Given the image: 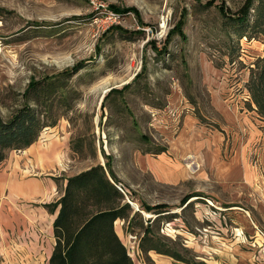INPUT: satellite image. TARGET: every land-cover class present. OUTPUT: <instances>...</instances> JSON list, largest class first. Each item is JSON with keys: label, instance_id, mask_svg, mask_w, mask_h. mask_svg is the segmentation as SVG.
Listing matches in <instances>:
<instances>
[{"label": "rangeland", "instance_id": "374dc122", "mask_svg": "<svg viewBox=\"0 0 264 264\" xmlns=\"http://www.w3.org/2000/svg\"><path fill=\"white\" fill-rule=\"evenodd\" d=\"M93 2L0 0V116L24 103L30 81L52 82L35 106L48 125L33 143L63 155L48 176L101 166L115 177L122 197L110 206L128 209L111 227L133 264H148L138 247L146 228L185 258L241 264L242 221L261 229L264 210V120L244 89L264 37L237 38L223 17L244 0Z\"/></svg>", "mask_w": 264, "mask_h": 264}, {"label": "trees", "instance_id": "16d2710c", "mask_svg": "<svg viewBox=\"0 0 264 264\" xmlns=\"http://www.w3.org/2000/svg\"><path fill=\"white\" fill-rule=\"evenodd\" d=\"M114 10L118 15L127 12L136 14L132 8ZM223 13V17L228 21V27L236 33L237 38L246 35L248 38L257 35L264 37V0H244L237 11ZM176 33L181 34L178 28ZM165 49L166 44L162 43L154 52L158 56ZM81 67L83 63L77 68H71L69 75ZM244 89L247 94L245 100L247 108L264 120V54L248 69ZM53 90L51 81L44 87H39L37 81H30L23 92L24 103L8 118L3 119L0 116V162L8 151L28 147L36 140L41 128L48 125L40 118L41 112L35 106L46 103ZM108 174L110 179L106 177L101 166L89 167L67 178L63 194L57 200L42 204L50 213L58 206L52 221L55 243L47 264H133L124 246L112 231L113 219L123 216L121 211L128 209V204L124 203L115 208L110 206L118 197V189L115 177L110 172ZM96 198H101L110 207L98 209L93 206L101 203ZM153 211L160 216L163 210ZM135 215L134 212L130 219V231H133V225L138 224L133 223ZM149 233L146 228L138 242L139 252L143 253L146 263L151 264L146 254L151 250L185 264H207L192 256L185 258L177 251L160 244Z\"/></svg>", "mask_w": 264, "mask_h": 264}, {"label": "crops", "instance_id": "0c3cea01", "mask_svg": "<svg viewBox=\"0 0 264 264\" xmlns=\"http://www.w3.org/2000/svg\"><path fill=\"white\" fill-rule=\"evenodd\" d=\"M37 142L22 150H11L0 162V255L3 264H47L55 243L52 221L58 206L50 213L42 204L62 196L66 178L79 172L68 174L61 168L59 171L64 172V176H48L49 170L61 163L63 155L56 151L55 145L49 142L37 145ZM54 177L59 178L54 180ZM261 213L256 214L261 217L260 220L257 217L261 229L242 221L248 252L238 257L241 264H264V210ZM112 231L121 240L119 224H113ZM252 247L255 251L249 250H253ZM148 255L153 264H183L163 254L149 251ZM229 255L233 264L236 258ZM211 260L205 261L207 264H221L218 259Z\"/></svg>", "mask_w": 264, "mask_h": 264}, {"label": "built area", "instance_id": "2783aa9c", "mask_svg": "<svg viewBox=\"0 0 264 264\" xmlns=\"http://www.w3.org/2000/svg\"><path fill=\"white\" fill-rule=\"evenodd\" d=\"M90 2L92 3V5H93V7L94 8H97L98 7V4H96L95 2H93V0H90ZM100 5V4H99ZM110 15H113L112 13H110ZM109 17V16H108ZM113 17H114V15H113ZM109 18H112V17H109ZM260 232V231H259ZM260 234H261V232H260Z\"/></svg>", "mask_w": 264, "mask_h": 264}]
</instances>
